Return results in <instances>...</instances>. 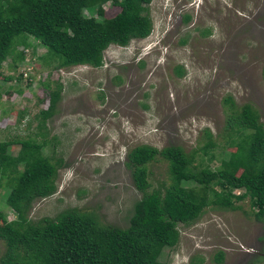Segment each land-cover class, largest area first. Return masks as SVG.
<instances>
[{
    "label": "rangeland",
    "instance_id": "rangeland-1",
    "mask_svg": "<svg viewBox=\"0 0 264 264\" xmlns=\"http://www.w3.org/2000/svg\"><path fill=\"white\" fill-rule=\"evenodd\" d=\"M102 11L112 18L119 8L105 3ZM146 13L149 35L108 45L99 68L42 63L46 52L30 37L17 40L22 59L8 56L1 64L0 142H45L42 155L61 165L55 193L33 203L29 221L71 209L125 228L141 196L125 166L130 149L180 147L195 152L193 165L202 166L205 158L196 150L207 131L215 143L213 169L234 151L225 142L224 97L236 107L249 104L264 121V0H150ZM56 90L53 112L41 122L39 113ZM7 149L15 155L18 146ZM146 170L147 193L168 185L164 161ZM7 192L2 181L0 212L11 221L3 205ZM234 205L232 211L206 207L193 223L177 225V244L164 248L159 262L264 264V225L253 220L247 199ZM3 250L0 241V256Z\"/></svg>",
    "mask_w": 264,
    "mask_h": 264
},
{
    "label": "trees",
    "instance_id": "trees-1",
    "mask_svg": "<svg viewBox=\"0 0 264 264\" xmlns=\"http://www.w3.org/2000/svg\"><path fill=\"white\" fill-rule=\"evenodd\" d=\"M105 3L119 8L112 18L103 17ZM149 3L0 0V67L8 56L22 59V53L15 51L17 40L30 37L46 52L38 59L42 63H56L59 68H99L108 45L123 47L132 39L149 35ZM22 45L28 47L26 41ZM181 73V68H174L176 76ZM59 95V90L48 94V107L39 113L41 122L51 115ZM222 103L227 108L225 142L233 145L234 151L215 168H208L215 159L211 153L215 143L207 131L205 143L196 150L205 158L202 166L193 165L195 152L185 154L180 147L157 150L141 145L128 151L125 166L141 196L133 203L125 228L101 225L92 214L71 209L52 219L29 221L33 203L55 193L60 162L52 163L42 155L45 142H0V187L2 181L8 186L3 205L14 216L8 221L0 212V241L4 245L0 264H163L158 258L164 248L177 244V225L193 223L206 207L232 211L234 204L244 199L253 209V220L264 225V121L259 122L249 104L236 107L228 96ZM14 144L18 150L12 155L7 148ZM157 160L166 163L169 183L147 193L146 165ZM214 260L220 263L222 254Z\"/></svg>",
    "mask_w": 264,
    "mask_h": 264
}]
</instances>
